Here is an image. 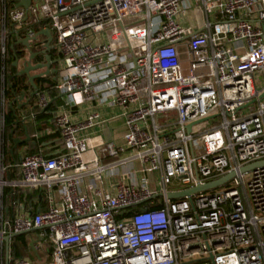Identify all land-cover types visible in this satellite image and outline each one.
I'll return each mask as SVG.
<instances>
[{"label": "built area", "instance_id": "built-area-1", "mask_svg": "<svg viewBox=\"0 0 264 264\" xmlns=\"http://www.w3.org/2000/svg\"><path fill=\"white\" fill-rule=\"evenodd\" d=\"M192 1L0 0V264L5 238L34 229L47 264H264V167L240 173L264 160V0ZM190 14L201 31L185 26ZM46 30L61 151L9 163L16 42ZM52 103L38 89L23 120ZM232 172L222 188L167 198ZM40 196L44 207L28 208ZM16 251L10 238L11 264H33Z\"/></svg>", "mask_w": 264, "mask_h": 264}, {"label": "water", "instance_id": "water-1", "mask_svg": "<svg viewBox=\"0 0 264 264\" xmlns=\"http://www.w3.org/2000/svg\"><path fill=\"white\" fill-rule=\"evenodd\" d=\"M19 4L18 7H23L25 9H28L32 0H18ZM45 37L46 38V43H42L39 41L40 37ZM53 41V35L50 30L42 31L40 33H37L33 38L30 37H25L24 39L16 42V45H21L23 48L15 51L14 52V63L13 67L17 70V74L15 76L19 77H25L27 79V83L31 86L33 92L30 95V98L27 99L24 103H22L21 107L19 109H25V111L32 105V103L35 101L37 93H38V81L41 79H46L50 75H56L58 73V69L55 67L54 70L51 71V67L57 66L58 61L52 59V55L50 54L52 52V47L51 43ZM14 50L15 47H12ZM45 71V72H43ZM56 80V78L54 79ZM13 88V87H12ZM14 92V102L11 104L14 116L16 118V127L19 124L18 116L13 108V105L15 103L23 102L26 97H27V91L25 90H20L18 92L20 94V97L18 96L16 91ZM264 99V92L260 95V100ZM254 103V102H252ZM209 119H205L201 122L193 123L187 126L186 130L188 133H191L192 128L195 125H198L200 123L206 122ZM23 125L25 128V136L26 139L24 141L15 138L13 139L14 143V149H16L19 145H22L24 143H30L31 142V137L28 132V127L26 124V120H23ZM15 133V130L12 132V135ZM264 167V160L258 161L252 164H249L245 167H243L240 171V173H248L251 172L257 168H262ZM236 173L232 172L227 174L226 176L217 179L215 181L209 182L204 185H199L195 188L192 189H187L181 192H174V193H169L167 195V198L169 200H181V199H191L192 196L201 194V193H207L210 191L217 190L219 188H222L226 184H228L231 180H233L236 177ZM39 229H34L32 231L26 232V233H21V234H15L12 237H6L5 238V243H6V254H5V264H11L10 256H9V244H10V238H18L22 236H31L29 241V246L30 248L37 253L36 251V244L38 242V238L36 239L33 238L34 235L39 232Z\"/></svg>", "mask_w": 264, "mask_h": 264}, {"label": "crops", "instance_id": "crops-1", "mask_svg": "<svg viewBox=\"0 0 264 264\" xmlns=\"http://www.w3.org/2000/svg\"><path fill=\"white\" fill-rule=\"evenodd\" d=\"M192 1V0H191ZM192 3H194V1H192ZM212 21H215L214 18H212ZM186 27H192L194 29L195 32H199L201 31V27L198 24L197 19L193 16V15H189L187 17L186 23H185ZM45 37H40L39 41L40 42H44ZM55 60V59H53ZM55 67H51V71L54 70ZM57 75V74H56ZM56 75H50L49 77H47V80H51V79H55ZM55 77V78H54ZM46 85V84H45ZM44 83L41 85L40 88L45 86ZM259 90H261V88H259ZM33 90H30L29 92H27V97L23 102H19V103H15L13 105V108L15 109L17 116H18V122L19 124L15 125L16 123V118H14V123L8 124V129H9V133H8V137L7 140H10V144L8 146V156H7V162L9 163H15V160L18 161L19 158V153L20 151H25V154H34L32 152H36L35 154H43L45 156H53L56 153H58L59 151H61V143H60V139L58 134L55 131V126L53 124V112H51V109H48L46 112H37V117H36V121L35 123H31V121H26V124L28 126V132H30V134L32 135L35 132L41 131V130H49L50 133L48 135H46L45 137H43L42 139H40L38 142L37 141H33L31 140L30 143H24L22 145H19L16 149H14V143L12 142V139L10 137V133L11 131L17 129V131L15 132V137L18 138L22 141H24L26 139L25 136V128L23 125V119L25 117L24 113H25V109H19L22 105V103H24L27 99L30 98V95L32 94ZM20 95V94H19ZM20 97V96H19ZM54 101V100H53ZM60 103V100L59 102ZM59 105V104H57ZM83 115L86 116L89 113V108L84 106L83 109ZM10 113L13 114V110H10ZM41 114H44V116H40ZM120 114V110H111L110 112H108V119L110 120L112 117H115L116 115ZM15 117V116H14ZM11 125V126H10ZM15 125V126H14ZM109 125V123L107 124ZM113 126V131L115 133L116 136L121 137L124 133V127H123V121L122 120H115L112 121ZM110 127V126H109ZM100 130L99 129H95L92 130L90 132L91 135L93 134H97L99 133ZM13 150V153L11 152ZM24 197V195H20V198ZM17 198V197H16ZM38 203L35 201H32L30 199H27V205L28 208H32L34 209V211H38V209L41 207L43 208L44 205H42V201L40 202V200L38 199ZM39 234V233H37ZM36 234V235H37ZM42 239L38 238V241H40ZM29 255L27 256L32 262L33 264H47L51 261V250L49 248H47L45 245L43 247V249L41 250V252L39 253H35L31 248H29ZM42 254H48L45 256H42ZM43 258V260L41 258Z\"/></svg>", "mask_w": 264, "mask_h": 264}, {"label": "trees", "instance_id": "trees-1", "mask_svg": "<svg viewBox=\"0 0 264 264\" xmlns=\"http://www.w3.org/2000/svg\"><path fill=\"white\" fill-rule=\"evenodd\" d=\"M34 28H35V30L39 31L41 27L40 26H38V27L35 26ZM19 37H25V32L24 31L21 32ZM16 40H17L16 36L13 35V37L11 39L12 43L16 42ZM22 48L23 47L21 45H17V47H16L17 50L16 51H18V50H20ZM11 54H13V53H11ZM50 54L52 55V59H57V55H56V53L54 51H52ZM12 65H13V63L10 65V71L12 73L11 83H12V87L13 88H12L11 91L8 92L9 99H12L14 97V92L13 91H16L17 94H19L18 92H20V90H25L27 92L32 90L31 86L27 83V79L25 77L15 76L17 74V70ZM43 83H44V85L46 84L45 86H47V88L49 89L51 97L54 100L53 103L51 104V106L49 107V109H51V112H53V111H55V109L57 107V104H59L58 103L59 99H58L57 94H56V92L54 90V87H55V84H56L55 80L54 79H51V80L41 79V80H39L38 81V88L39 89L43 88V87L40 88ZM35 112L37 113L38 111H35ZM40 116H44V114H41ZM14 118L15 117L13 116V114L9 112V114L7 115V125L8 124L12 125V123H14ZM32 153L35 154L36 152H32ZM6 197H7V199L10 200L11 194L9 192L6 193ZM29 243H30V241L27 238V236H22V237H18L16 239H14V244H15V246L17 248V251H16L17 253L16 254H18V255L21 254L22 256L27 257L29 255V251H30L29 250ZM41 259L43 260V258H41Z\"/></svg>", "mask_w": 264, "mask_h": 264}, {"label": "rangeland", "instance_id": "rangeland-1", "mask_svg": "<svg viewBox=\"0 0 264 264\" xmlns=\"http://www.w3.org/2000/svg\"><path fill=\"white\" fill-rule=\"evenodd\" d=\"M182 68H183V70L184 71H187L188 70V64H187V57L184 55V57L182 58ZM256 82H257V87H258V89L259 88H261V89H263L264 88V73H262V74H257L256 75ZM263 102H264V99H263ZM216 123L218 122V120L217 121H215ZM215 122H210V126H212L213 124H215ZM197 141H199V140H197ZM24 154H25V151L23 150V151H20V153H19V158L20 159H22V157L24 156ZM154 179L156 180L157 179V177H155L154 176ZM157 187L158 188H160V185H159V179H157ZM39 200H40V202L43 200V197L42 196H40L39 197ZM36 235H34L33 237H35ZM29 239V238H28ZM45 255H48V254H42V256H45Z\"/></svg>", "mask_w": 264, "mask_h": 264}, {"label": "flooded vegetation", "instance_id": "flooded-vegetation-1", "mask_svg": "<svg viewBox=\"0 0 264 264\" xmlns=\"http://www.w3.org/2000/svg\"><path fill=\"white\" fill-rule=\"evenodd\" d=\"M54 67H56V68L58 69L59 66L57 65V66H54ZM43 72H45V71H43ZM36 97H37V96H36ZM30 237H31V236H27V238H29V239H30Z\"/></svg>", "mask_w": 264, "mask_h": 264}]
</instances>
